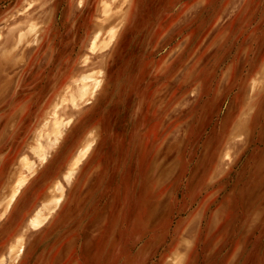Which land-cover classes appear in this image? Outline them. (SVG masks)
I'll return each mask as SVG.
<instances>
[{"label": "rangeland", "instance_id": "374dc122", "mask_svg": "<svg viewBox=\"0 0 264 264\" xmlns=\"http://www.w3.org/2000/svg\"><path fill=\"white\" fill-rule=\"evenodd\" d=\"M54 119L92 149L49 264H264V0H0V160L28 140L17 179L57 144ZM14 231L0 264L21 256Z\"/></svg>", "mask_w": 264, "mask_h": 264}, {"label": "crops", "instance_id": "0c3cea01", "mask_svg": "<svg viewBox=\"0 0 264 264\" xmlns=\"http://www.w3.org/2000/svg\"><path fill=\"white\" fill-rule=\"evenodd\" d=\"M69 132L60 137L45 160L28 176L13 200L7 204L8 207L5 212L3 211L2 223H0L3 225H1L0 231L5 230L7 232L15 229L10 236L8 247L6 246L7 253L16 243V240L21 239L22 251L20 254L21 256L25 255L30 242L40 237L39 246L28 251L27 260L24 264H49V257L55 248L58 250L55 260L56 262L60 261L61 259L58 257L64 258L66 248L69 246L68 241L65 242V239L63 241V236L68 234V230L73 225V219L70 216H74L76 209H73L76 205L68 199L69 195L73 196L76 191L81 178L79 176L81 172L85 171L82 168L87 163L88 153L92 149V144H89L86 149L87 142L83 146L84 138L76 141L73 139V131ZM27 141V139H21L18 143L19 149L17 150L18 145L13 147L9 156L0 160L7 158L0 166V207L8 193L13 190L18 174L16 159L19 152L28 147ZM81 152H83L82 157L74 165ZM72 168L74 170L70 173ZM56 198L59 200L55 204L53 201ZM45 206L52 208L43 212L46 220L36 229L30 228V219ZM62 241L63 243H61ZM2 253L3 251L0 250V260H2ZM21 256L17 257L18 259H15L14 262L18 263Z\"/></svg>", "mask_w": 264, "mask_h": 264}, {"label": "bare ground", "instance_id": "6f19581e", "mask_svg": "<svg viewBox=\"0 0 264 264\" xmlns=\"http://www.w3.org/2000/svg\"><path fill=\"white\" fill-rule=\"evenodd\" d=\"M29 1V0H28ZM128 1V0H127ZM115 9V8H114ZM115 15V14H114ZM104 19V18H103ZM96 21H97V19H96ZM102 23H103V21H102ZM112 25V24H111ZM99 27V26H98ZM109 27V26H108ZM106 30V29H105ZM40 31V30H39ZM105 32V31H104ZM98 37H99V32H97V33H95L94 34V36L92 37V39H91V41H90V44H89V50H90V52L91 53H93L95 50H96V47H97V43H98ZM112 37H113V35H112ZM83 79L84 80H88L89 79V77L88 76H83ZM100 81L99 80H97V81H95L94 82V84H93V87H94V85L96 84V83H99ZM93 89L94 88H91V90L89 89V87L86 85V84H84V85H82L80 88H79V90H78V92H77V94L75 95H71V97H70V101H71V103H74L76 100H82V99H84L85 97H86V95L89 93V91L90 92H92L93 91ZM59 107V104H56L55 105V107H54V109H53V112H52V117H55L56 116V109ZM52 110V109H51ZM70 122V120H67L66 121V124H68ZM52 123H53V135H54V138L52 139V141L53 142H57L58 141V137L61 135V133H59L58 132V130H59V128H58V126H59V122L56 120V119H54L53 121H52ZM55 124V125H54ZM57 124V125H56ZM71 126V125H70ZM232 137V136H231ZM89 147V145H87V147H86V149ZM82 154H83V152H81V154L79 155V157L76 159V161H75V163H74V165H76L78 162H79V160H80V158L82 157ZM39 160L40 161H44L45 160V158H44V156H42V154L41 155H39ZM26 161V160H25ZM25 161H23V166H28V164L27 163H25ZM73 168L72 169H70V173L71 172H73ZM24 182H25V178H24V176H21V177H19L17 180H16V182H15V184H14V188H13V190H12V192H11V194H10V196H9V201H8V204L13 200V198H14V196L16 195V193H17V191H18V189L24 184ZM48 190V189H47ZM43 198V197H42ZM59 200V198H56L54 201H53V203H55L56 204V202ZM49 209H52L51 208V206L49 207V206H45L41 211H38L36 214H35V216L34 217H32L31 219H30V221H29V227L30 228H32V229H36L37 227H39L43 222H44V220H46V217L43 215V212L44 211H48ZM21 251H22V244H21V239H18V240H16V243L10 248V250H9V252H8V259L10 260L11 259V257H12V255L13 254H16V255H18V254H20L21 253ZM179 253V252H178ZM181 255V254H180ZM16 264V263H15Z\"/></svg>", "mask_w": 264, "mask_h": 264}, {"label": "clouds", "instance_id": "9594fccd", "mask_svg": "<svg viewBox=\"0 0 264 264\" xmlns=\"http://www.w3.org/2000/svg\"><path fill=\"white\" fill-rule=\"evenodd\" d=\"M89 126H90V124H89ZM101 128H102V126H101ZM222 131H225V129H222ZM179 251L181 253H185V248L184 247H180ZM164 255H169V253L166 251ZM186 256H187V254H186ZM161 264H167V261L163 260V258H162L161 259ZM185 264H189V259L188 258L185 259Z\"/></svg>", "mask_w": 264, "mask_h": 264}]
</instances>
